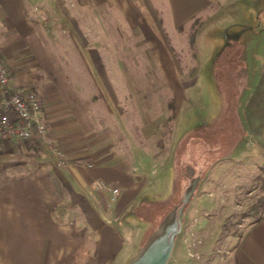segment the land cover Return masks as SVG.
Segmentation results:
<instances>
[{
  "label": "rangeland",
  "instance_id": "obj_1",
  "mask_svg": "<svg viewBox=\"0 0 264 264\" xmlns=\"http://www.w3.org/2000/svg\"><path fill=\"white\" fill-rule=\"evenodd\" d=\"M159 1L0 0V59L12 84L37 93L50 133L46 110L94 149L131 154L127 160L139 167L132 171L145 183L116 224L128 259L138 237L145 233L142 246L183 205L167 264H231L264 205V147L242 118L264 65V9L241 3L220 20L203 21L202 14L175 27ZM81 101L95 116L85 133L77 126ZM26 144L32 154L20 157L0 145V179L48 158L66 166V155L59 166L46 146ZM168 153L178 155L173 161Z\"/></svg>",
  "mask_w": 264,
  "mask_h": 264
},
{
  "label": "crops",
  "instance_id": "obj_2",
  "mask_svg": "<svg viewBox=\"0 0 264 264\" xmlns=\"http://www.w3.org/2000/svg\"><path fill=\"white\" fill-rule=\"evenodd\" d=\"M160 1L166 7L167 19L175 27L202 14L205 15L203 21L220 20L241 3L259 9L258 13L264 9V0ZM9 8H6L8 13L17 14L16 9L10 11ZM245 25L242 27L246 28ZM254 41L253 38L252 46ZM250 89L242 103V118L258 146L264 147L261 144L264 141V65ZM91 110L88 102L81 101L77 110L81 122L77 126L84 129L83 133L92 125L90 120L95 119ZM45 113L51 133L62 145L68 161L65 167L59 168L48 158L34 167L22 165L13 175L0 179V264H119L123 259L128 262L132 258L127 256L129 243L116 224L125 212V205L130 204L145 183L143 173L132 171L139 167L127 160L130 153L94 149L93 144L85 143L87 139L79 138L78 129L74 137L68 123L58 125L50 110ZM26 143L28 141L0 137V145L9 156L32 154V147ZM145 155L152 159L150 153ZM173 155L170 156L174 161L178 154ZM40 156L46 158L43 154ZM17 166L20 165L11 167ZM96 180L120 188V195L110 205V192L95 188L93 182ZM133 211L134 215H139L136 207ZM135 217L139 222L145 219ZM144 235L137 238L138 250ZM129 236L134 245L135 235ZM231 264H264V208L232 252Z\"/></svg>",
  "mask_w": 264,
  "mask_h": 264
},
{
  "label": "built area",
  "instance_id": "obj_3",
  "mask_svg": "<svg viewBox=\"0 0 264 264\" xmlns=\"http://www.w3.org/2000/svg\"><path fill=\"white\" fill-rule=\"evenodd\" d=\"M0 137L13 141H37L52 153L57 165H65V154L52 144V137L44 121L42 104L34 90L12 84L6 64L0 59ZM97 189L110 192L108 205L120 191L116 186L96 180Z\"/></svg>",
  "mask_w": 264,
  "mask_h": 264
},
{
  "label": "water",
  "instance_id": "obj_4",
  "mask_svg": "<svg viewBox=\"0 0 264 264\" xmlns=\"http://www.w3.org/2000/svg\"><path fill=\"white\" fill-rule=\"evenodd\" d=\"M196 182L197 179L192 180L186 188L184 203L190 200ZM182 210L183 205L178 208L177 213L174 210L167 213L157 228L149 234L137 253L126 264H167L174 247L175 237L181 230Z\"/></svg>",
  "mask_w": 264,
  "mask_h": 264
},
{
  "label": "trees",
  "instance_id": "obj_5",
  "mask_svg": "<svg viewBox=\"0 0 264 264\" xmlns=\"http://www.w3.org/2000/svg\"><path fill=\"white\" fill-rule=\"evenodd\" d=\"M259 168H261V167H259ZM257 175L259 176V174H257ZM177 189H178V185H176L175 190H177ZM175 194H176V192H175ZM263 208H264V205H262L261 209H259V214L256 216L255 220H257L259 218V215L261 214Z\"/></svg>",
  "mask_w": 264,
  "mask_h": 264
}]
</instances>
